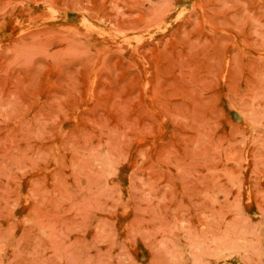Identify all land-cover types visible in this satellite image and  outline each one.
Segmentation results:
<instances>
[{
	"label": "rangeland",
	"instance_id": "1",
	"mask_svg": "<svg viewBox=\"0 0 264 264\" xmlns=\"http://www.w3.org/2000/svg\"><path fill=\"white\" fill-rule=\"evenodd\" d=\"M0 264H264V0H0Z\"/></svg>",
	"mask_w": 264,
	"mask_h": 264
}]
</instances>
